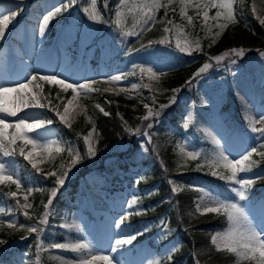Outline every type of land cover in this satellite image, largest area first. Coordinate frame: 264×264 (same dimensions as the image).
<instances>
[{
  "label": "rangeland",
  "instance_id": "374dc122",
  "mask_svg": "<svg viewBox=\"0 0 264 264\" xmlns=\"http://www.w3.org/2000/svg\"><path fill=\"white\" fill-rule=\"evenodd\" d=\"M111 1V11L108 13L106 1L97 0V8L101 11L104 20L96 23L89 20L83 12V8L88 7L91 0H77V3L69 7L62 15L53 18L49 22L45 34L41 36L38 29L43 15L54 10L57 6L69 3V0H22V2L21 0H14L18 5L14 8L18 11V15L8 25L5 37L0 40V84L10 86L9 82L11 81L24 83L26 82L25 77H30L32 73L39 72L40 74H58L62 79L69 78L70 82L95 79L98 83L93 87L100 89L99 92H81L80 96L69 106L67 114L69 123L72 126L77 120L79 121L76 133L61 140L57 137L54 127L48 125L46 126L48 131L37 130V133L30 134L34 137L39 134L43 139L60 141L59 144L53 145L52 158L45 160L43 163H38V167L42 169L43 173L55 170L59 174L63 170L62 165L64 168L68 167L71 157L67 149L72 147L78 151L77 136H80L84 144L83 136L87 135L93 128L95 130L92 142L96 145L99 131L90 118L89 105L95 107L96 104H99L107 112L106 104L114 103L116 115L124 126H128L121 115L120 107L130 108L136 113L145 109L148 113L145 105L151 107L154 103L169 102L170 97L173 95L172 89H180L175 95H178V100H181L184 106L180 109L178 117L181 121V127L185 129L183 125L187 123V128H189L187 132L177 138L176 149L178 151L180 145L186 141L189 151L196 150L199 152L201 145L196 144L198 138L199 141L209 146V153H211L215 147L212 144L213 136L220 140L221 145L227 149L232 158H239L245 150L253 146L258 147V151H264V147H259L260 144H264V138L256 140L255 137L258 134L252 133L250 128L253 122L261 121V117L264 116V34L262 38L253 37L252 32L246 26L237 22L230 24L225 29L227 36L223 37L220 45L214 46L215 43L211 42V35L208 33L207 27L201 26L202 17L197 18L195 16L196 10L189 8L188 14L194 16V21H198L201 35L193 32L192 26H187V22L179 15V4H174L180 18L175 20L174 24L183 26V33L179 36L181 43L183 44L184 40L187 39L194 47L195 41L199 40L202 49L201 51H193L191 54L178 49L181 58L184 59V65L194 66L189 71V75L186 76V80L192 78L193 74L203 64H213L212 68L195 78L191 84L196 89L200 102L198 103V100L196 101L190 94L182 91L180 84L171 87L168 85V77L177 68L178 61L175 58L172 59L167 53L156 58L145 57L148 54L149 47L152 49L155 47L149 45L147 41L145 43L142 41L141 45L143 44L145 47L141 48L140 46L138 51H134L127 64L117 56V40H114L112 29L115 26V9L118 7V0ZM129 2L132 3L133 0H129ZM136 2H139V0H136ZM163 2L166 3V0H163ZM236 4L248 6L258 22L261 18H264V0H236ZM11 6L8 0H5L3 4H0V9ZM123 11L127 12V9L125 8ZM215 11V9H209V16H213ZM127 16L132 19V22L127 26L128 30L135 31L139 35H129L133 40L127 41L124 50L131 47V44L140 42L154 29H158L155 27L156 23L152 22L144 25L143 30L140 25L134 29L135 21L131 14L125 16L124 24ZM157 21L156 18L155 22ZM107 23L106 32L109 34L101 37V34H98L99 29ZM215 23V21H209V25ZM262 26L264 27V25ZM218 30L215 27L212 28L213 33ZM67 33L70 35L69 37L66 35ZM173 33L177 39L175 30H173ZM74 37H76V47L73 50L70 40L72 41ZM203 37L208 38L205 44L202 43ZM233 47H243L245 49V56L236 58L235 65H229L227 58L219 67L215 65L214 61L209 60L210 56L221 54ZM96 49L98 58L93 60ZM133 65H144L146 68L152 67L153 71L164 75L160 77L159 83L151 81L148 73H145L141 78L139 69L134 70ZM132 71H135L136 74L126 75L125 78L119 81L109 79L112 76L128 74ZM37 83L42 84L43 95L47 98L42 102L48 105V100H51V104L43 109H25L19 115L48 119L49 112H52L59 120L52 108L59 106V111L63 113L64 105L72 94H60L61 99L58 100L56 98L57 91L50 90L49 87L45 88L42 81L37 80L34 84L29 85V88L36 91L34 85ZM150 83L151 88L143 87L144 84ZM133 84H137L139 87L133 89ZM105 88L110 89V91H104ZM8 119L14 121L16 118L10 117ZM86 122H89L87 126H85ZM262 126H264V122L256 123V127ZM139 139L140 141L145 139V135L140 136ZM55 147H62L65 151L56 153L54 151ZM37 159L39 160L40 157H37ZM252 159L258 160L260 163L254 166L250 173H241L239 178L255 179L259 177L260 179H257L255 183L258 184L264 181V158L253 154ZM11 161L15 160L9 158L5 162ZM199 165V172L193 174L189 182L190 185L203 183L202 175H211V170L205 161L200 162ZM116 172L118 170H102L100 173L104 174L105 177H110ZM215 177L219 178L218 176ZM21 180L22 187L18 192L21 204L24 203V195H28V202L32 204L31 194L35 190L44 191L46 196L41 202L42 209L37 211L32 208L28 209L30 214H33V220L25 221L19 218V214L22 215V212L16 208L15 200L6 195L9 191H17L15 185H3L4 189H0V209H4V212L0 213V217L5 220L11 217V219L17 221V230L8 229L6 225L4 226L3 230L0 231V239L6 240L8 243L2 245V247L9 246L16 241L21 242L20 237L27 235L28 238L24 241L28 243L35 241L36 245L38 242H42L43 250L53 257L57 264H61L60 260L56 259L57 257L76 259L77 256L70 250L51 248V244L75 243L78 240L87 239L94 245L93 255H111L114 258V264H153L157 260L153 247L147 241L151 235L157 233V229H147L145 231L141 226L138 230L132 232L128 217L119 228L116 227V222L126 215L120 206L126 207L129 211L134 209V206L131 209L128 207L133 197L127 190H118L113 187L89 188L85 186L83 180L73 183V186V184L68 183L72 181L71 178H68L65 185L59 190H65L67 185L69 188H74V198L71 200L70 207L63 211L60 222L62 239L58 238V232L51 226L42 225L40 227H43L44 231L39 234L38 240L36 233L29 235L26 231L19 229V224L32 225L43 215V205L47 203L50 189L54 186L55 177H46L42 173L36 172L28 164ZM169 181L174 182V185L170 183L171 190L173 186L176 187V190L180 188V182L171 178H169ZM28 188H32L33 191L28 193ZM168 197L169 194H165V199ZM208 201L209 197L207 196L195 197L196 209L197 204ZM261 202V199H258L253 203L249 201L241 203L245 204L254 224L264 229V211L261 209ZM52 207L51 205L49 211L52 210ZM9 209L11 210L10 213ZM65 225L78 226L82 229V232L78 233L74 228L69 230ZM135 232H143V235L137 236V239L131 245H124L116 253H111L110 249L115 240L121 239L130 233L135 234ZM28 243L25 244L26 247ZM95 264H105V262L95 261Z\"/></svg>",
  "mask_w": 264,
  "mask_h": 264
},
{
  "label": "snow or ice",
  "instance_id": "6c2138e0",
  "mask_svg": "<svg viewBox=\"0 0 264 264\" xmlns=\"http://www.w3.org/2000/svg\"><path fill=\"white\" fill-rule=\"evenodd\" d=\"M4 2L5 0H0V4ZM8 2L12 5L11 7L0 9V40L5 37L8 25L18 15V11L14 10L18 5L14 0H8ZM76 3L77 0H69V3L57 6L54 10L48 11L47 14L43 15L42 21L39 23V34L43 36L49 22L53 18L62 15L64 11ZM174 4H179V15L187 22V26H195L194 16L188 14V9L192 8L196 10L195 16L197 18L202 17L201 26L207 27L208 33L211 35L212 43L216 42V39L223 34L224 30L227 29L230 24L238 22L237 12L234 9L236 0H166V3L163 2V0H139V2L133 0L132 3H130L129 0H118V7L115 9V27L120 31L122 36L139 35V33L135 31L126 29L124 24L126 15H132L135 21L133 25L134 28L136 25H140L143 30V26L148 25L149 22L155 23L156 13L161 8L165 9V17H167L169 9L174 13L176 10L172 7ZM125 8L127 12L123 11ZM209 9L216 10L213 16H209ZM83 12L87 15V18L93 22L100 23L104 20L101 11L97 8V0H91L89 6L83 8ZM209 21H215L216 23L214 25H209ZM259 22L261 25H264V18H261ZM167 25H172V28H169ZM213 27L219 30L213 33ZM173 30H175L177 34L175 46L180 51L191 54L193 51L202 50L199 40L195 41L194 47L187 39H185L182 44L179 36L183 33V26L174 24V21L171 19L166 20L163 31L169 33L173 32ZM165 42L164 39L158 41V43ZM152 43L153 41H149V45ZM143 47L145 46L141 45V48ZM138 50L139 49H130L129 51ZM244 56L245 49L243 47H233L221 54L210 56L209 60L214 61L215 65L219 67L226 58L229 65H235L237 62L236 58ZM212 67V63L203 64L185 84L191 85L195 78L201 76V74ZM137 68L139 69L141 78H143L145 73H148L149 79L157 83H159L160 77L164 75L163 73L153 71L152 67L146 68L144 65H133L134 70ZM135 74V71H132L128 74L112 76L109 79L111 81H119L125 78L126 75ZM24 79L26 80L24 83L18 81L9 82L10 86L0 84V185H15L17 191H9L6 195L15 200L16 208L22 212L27 220L31 221L33 220V216L28 209L32 208V204L28 202V195H24L23 204H21L18 198V192L22 187L20 174L16 170L18 165L15 161L5 162L4 158L19 155L23 157L36 172L42 173L46 177H55L54 186L50 189L47 203L43 205V215L32 225L19 224V229L26 231L29 235L36 233L39 240V234L44 231V228L40 226L47 224L49 208L53 203V199L57 196L58 190L65 185L73 167L80 164L84 159H91L97 155V148L92 142V136L95 130L93 128L92 131H89L87 135L83 136V141L86 146L84 154L69 147L67 150L71 159L68 167L64 168L62 165L61 167L63 170L60 171L59 174L55 170L43 173L42 169L38 167V163L50 160L53 154V145L59 144L60 141L43 139L39 134L35 137L30 135L31 133H37V130L48 131L46 126L52 125L53 121L40 117L29 118L27 115H19L24 112L25 109H43L51 104V100H48V105L42 102L47 99L43 95L42 84L37 83L34 85L36 91L30 89L29 85L39 80L49 85L59 86L60 91L63 93H67L71 90L72 95L64 105L63 113L59 111V106L52 108V111L59 117V120L68 127H71V124L69 123L67 114L69 112V106L73 104V101L80 96L81 92H99L100 89L93 87V85L98 83L95 79H84L83 82H70L69 78L65 77L62 79L58 74H40L39 72H34L30 77H25ZM138 87L139 85L137 84L132 85L133 89ZM143 87L151 88L152 85L151 83L144 84ZM104 91L107 92L110 91V89L105 88ZM179 91L180 89H172L173 95L169 99V104L175 102V93ZM56 98L58 100L61 99L60 93H57ZM153 99L155 98L153 97ZM169 104L160 105L159 110L156 111H153L152 108L145 105V108L148 109V115L144 117V119L147 120L149 117L158 118L161 114L160 110L169 107ZM95 107L105 116L109 115L99 104H96ZM10 117H15L16 119L10 121L8 119ZM259 122H264V116L261 117V121L253 122L250 126L251 132L258 134L255 137L256 140L264 138V126L256 127V123ZM148 127L151 128L152 124H149ZM183 127L187 128L188 124H184ZM125 131L133 135L140 133L139 128L132 129L125 127ZM144 135H147V133ZM148 140L151 142L150 136ZM212 144L215 147L210 154H202L196 150L189 151L186 141L179 147V154L182 157L192 160L203 158L208 164L212 176H218L221 180L227 181L233 185L230 188L231 193L234 194L232 197L221 198L219 195L211 196V194L206 193V196L209 197V201L203 204H197V211H201V214L215 213L218 215L222 214L226 217L227 226L223 230L216 231L215 234L211 236V244L215 246L218 252H224L234 256L235 264H242V262H248V264H264V229L254 224L253 220L250 218V213L246 210L245 204L241 203L251 199V190L257 179L260 178H239L241 173H250L253 167L260 163V161L252 159L253 154L264 158V151H258V147L253 146L245 150L244 154H241L239 158H232L231 154L227 152V149L221 145L220 140L216 139L214 136L212 137ZM259 147H264V144H260ZM54 151L56 153H62L65 149L62 147H55ZM37 157H40V159L38 160ZM197 167H200V165L198 164ZM170 183L174 185V182L170 181ZM27 191L31 193L33 189L28 188ZM172 191H176L175 186H173ZM137 203L138 200L134 198L131 200L128 207L131 209L133 206L137 205ZM261 209L264 211V202H261ZM3 212L4 209H0V213ZM10 212L11 210L9 209V213ZM130 215H132L131 211L121 217L120 220L116 222V227L119 228ZM5 225L8 229L17 230V221L11 219V217L7 220L0 217V231L3 230ZM65 227L69 230L74 228L78 233L82 232V229L75 225H65ZM145 231H147V229H145ZM139 235H143V232H135V234L130 233L121 239L115 240L110 249L111 253H116L124 245H131ZM27 238V235L20 237L21 240ZM7 243L6 240L0 239V246ZM50 247L54 249L70 250L76 254V259L57 257L56 259H59L61 264H95V261H103L105 264H114V258L111 255H93L94 245L87 239L78 240L75 243H53ZM42 250V242H38L37 253ZM171 251L174 252L175 247ZM37 259H39V257H37ZM168 259L170 261V255ZM153 264H160V261L156 260Z\"/></svg>",
  "mask_w": 264,
  "mask_h": 264
},
{
  "label": "trees",
  "instance_id": "16d2710c",
  "mask_svg": "<svg viewBox=\"0 0 264 264\" xmlns=\"http://www.w3.org/2000/svg\"><path fill=\"white\" fill-rule=\"evenodd\" d=\"M105 1L107 10L110 11L112 1ZM173 7L176 9L175 12L168 10L167 17H165V9L161 8L156 13L158 21L155 22V27L158 29L152 28L154 29L153 32L146 35L140 42L131 44V47L127 50H124L125 44L133 39L131 36L128 38L127 36H122L120 31L114 26L113 33L117 40V55L120 56L124 63L129 61L134 52L129 50L139 49L142 41L144 43L145 41L148 43L153 41L151 46H155V49L154 47L151 49L150 56L156 55V50H159L161 53L170 54L179 63L184 62L178 48L175 46L176 38L174 33H165L163 31L166 20L175 21L180 19L177 7L175 5ZM234 9L237 12L238 22L246 26L252 32L253 37L262 38L264 27L258 22L250 8L246 5L235 4ZM130 22H132V19L127 16L125 21L127 30ZM106 25H104L103 31H105ZM194 25L192 31L201 35V28H199L197 20L194 21ZM167 26L172 28V25ZM225 36H227L226 30H224L214 46L220 45L221 40ZM161 39L166 42L158 43ZM207 41V37L202 38L203 44ZM96 57L97 55L94 58ZM193 67V65L180 64L168 77V85L171 87L181 84L182 89L197 101L196 89L192 85L185 84L188 81L185 80L186 76L189 75V71ZM44 85L45 88L49 87L50 90H56L60 94L67 95L71 92L69 90L67 93H63L59 87L51 86L47 83H44ZM89 106L90 118L94 121L99 131V138L95 145L97 155L91 159H84L80 164L76 165V168L72 169V182L84 179L85 184L88 186H106V179L97 172L100 169L120 170L121 173H116L108 181L114 188L128 190L138 200L137 205H135V212L131 211L132 215L129 216L132 228L136 229L141 224L154 227L158 225L159 217L164 220L159 235L150 239L160 264H235L234 256L218 252L210 240L214 231L221 230L226 225V217L215 213L201 214V212L196 210L193 200V196L200 194L204 190L210 191L212 185L215 186L221 198L233 196L234 194L230 191L231 185L208 176L205 178L203 187L181 186L168 201L162 200L164 194L170 189L167 178L170 176L174 180H182L186 183L191 173L195 171L196 162L201 159H186L176 149L175 142L182 133L178 117V111L181 108L180 102L175 101L169 104V107L160 110L161 114L158 118L149 117L147 120L144 119L148 115L145 109L136 113L130 108L120 107L121 115L128 126H124L116 115L114 103L106 104L108 116H105L95 107ZM159 106V103H154L151 108L156 111L159 110ZM48 118L53 121L52 125L56 134L61 139L76 133L78 130V120L71 127H68L61 123L52 112H49ZM88 124L89 122H86L85 126ZM149 124H152L151 128L148 127ZM125 127L139 128L140 133L133 135L126 132ZM145 133H147L145 139L140 141L138 139L139 136ZM149 136L151 137V142L148 140ZM77 148L81 154L85 153L86 148L80 136H77ZM7 158L5 157L4 160ZM15 162L18 165L16 170L20 176H23L27 161L23 157L16 155ZM133 173L136 175H133ZM71 194V191L57 193V196L53 199V209L49 212L47 224L57 232H60L58 225L61 220L62 210L68 206ZM45 196V192L41 190L32 192L31 202L34 211L42 208L41 202ZM257 198H261L264 202V182L253 186L251 190V201ZM168 203H170V206ZM23 218L27 220L24 216ZM167 241H173L174 245L171 248H166L164 244ZM27 243V241L23 240L10 246H0V264H57L55 259L49 256L46 251L42 250L37 253L35 242H29L26 247L25 244ZM174 247L175 251L172 252L171 250ZM169 255L171 256L170 261L168 259ZM242 264H248V262H242Z\"/></svg>",
  "mask_w": 264,
  "mask_h": 264
},
{
  "label": "bare ground",
  "instance_id": "6f19581e",
  "mask_svg": "<svg viewBox=\"0 0 264 264\" xmlns=\"http://www.w3.org/2000/svg\"><path fill=\"white\" fill-rule=\"evenodd\" d=\"M30 29H31V28H30ZM30 29H29V30H30ZM27 31H28V29H27ZM22 33H23V32H22ZM22 33H21V34H22ZM26 34H27V33H26ZM23 35H24V34H23ZM24 36H25V35H24ZM23 38H24V37H23ZM26 39H27V38H26ZM26 41H27V40H26ZM27 42H28V41H27ZM28 44H29V43H28Z\"/></svg>",
  "mask_w": 264,
  "mask_h": 264
}]
</instances>
